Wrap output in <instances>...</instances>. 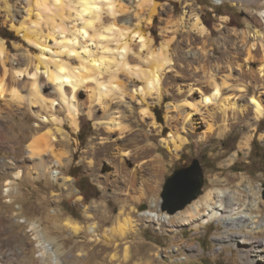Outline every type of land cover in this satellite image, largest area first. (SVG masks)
I'll return each instance as SVG.
<instances>
[{"label":"rangeland","instance_id":"1","mask_svg":"<svg viewBox=\"0 0 264 264\" xmlns=\"http://www.w3.org/2000/svg\"><path fill=\"white\" fill-rule=\"evenodd\" d=\"M96 1L93 2V13L90 15L79 13L81 0H0V25L15 36L9 42L0 37V43L6 52V56L0 57V65L2 61L8 69L19 71L29 68L39 58L43 63L38 74L43 75L46 65L49 69H54L55 64L61 62L96 67L103 63L98 67L101 71V75L97 76L99 79L104 80V77L107 79L114 75L124 86H136L134 95L139 99L120 114L114 115L115 125L121 121L132 129L131 132L140 130L142 134L148 135L146 141L142 140V144L154 148V155L164 169L161 182L158 190L141 202L125 200L119 190L97 182L96 173H91L82 160L90 142L97 138L96 118H90L85 112H77V126L69 124L68 105L56 101L54 110H58L60 121L49 123L47 118L50 111L47 110L40 112L38 121L32 113L37 110V105L32 107V112H25L22 108L20 111L15 110V113H8L7 110L1 111L7 97L0 98V132H4V137L0 139V164L4 162L0 166L1 264H52L49 256L42 257V251L36 246L34 226L38 227L61 264H264V259L256 260L247 253L252 240L264 241V231L253 235V239L246 234L248 228L239 227V221L226 225L224 220L217 218L203 224V214L206 212L204 207L200 208L198 216L192 221L185 220L192 211L190 207L205 202L207 193L211 191L223 193V199L231 200L234 204L232 209L237 210L231 211L230 217H238L244 212L249 216H258V222L263 220L264 115L257 122L256 130L248 142L238 127L229 128L220 135L212 133L205 139H199L192 132L185 131L181 133L184 141L179 143L180 147L176 150L173 147L168 149L163 142L168 139L170 130L164 124L167 108L174 101L173 96L164 92L162 101L150 108L157 127H163L160 134H155L151 127L152 119L141 113L140 96L144 82L135 75L126 76L115 65V59L119 60L117 55L122 52L120 47L123 45L130 48L129 56H135L139 50L137 44L143 42L140 37L142 35L146 41L150 39L153 46L149 54L147 42L140 49L144 59L151 64L149 67L152 64L158 65L161 60L159 56L162 55L159 49L163 44L167 46L166 53L172 62L170 65L174 67L169 72L167 69V74L182 76L181 71L176 69H185L184 58L188 44L198 52L197 47L201 46L203 40V36L194 27L197 18L209 34L207 47L211 66H222L226 60L219 43L227 40L228 36L236 38L238 31L242 30H249L251 35L259 31L264 36V26L259 27L249 22L250 15L258 14L264 7V0L256 4L249 0H146L147 3L145 0H113V8L107 5L109 0ZM219 1L220 4H214ZM150 2L156 6L152 16L149 11ZM180 19V29L173 33L174 25ZM87 22L90 24L84 27ZM84 30L86 33L80 35ZM73 32H77L74 43L70 41ZM65 40L70 43L66 45ZM73 46L78 55L69 52ZM94 60H98L96 64L92 63ZM112 60L116 61L115 64ZM228 60L234 69L240 64V61ZM13 62L19 63L13 65ZM177 63H181L182 67L177 68ZM238 73L236 70L231 74L232 80L224 91H228L225 97H229V100H232L230 97L239 100L231 94V90L235 91V85H243V80L236 79ZM18 78V88L26 100V78L29 76L19 75ZM131 79L138 83L132 84ZM242 90V93H246L244 88ZM252 90L250 87V91ZM87 91L90 93L86 87L80 89V103L88 96ZM126 94V100L129 101L128 93ZM250 96L251 94L247 97L250 106L248 114L253 115L254 101ZM130 109H133L134 114L129 112ZM102 112L103 107L97 112V117ZM194 114L198 118L200 131H205L207 125L198 113ZM42 119H47L48 122H42ZM59 128L60 132L55 131L58 141L53 147L55 153L64 157V161L61 165L49 164V171L38 176L40 165L37 166L38 159L31 156L28 146L33 145L36 150H40L41 139L46 132ZM119 133L116 129V135ZM81 138L83 143L80 142ZM254 140L257 142L255 147L252 146ZM240 142L247 144L239 147ZM46 157L49 158V154ZM194 159L200 161L203 169L202 195L175 215L162 212L161 193L165 180L174 170L189 166ZM13 164L16 166L13 167ZM17 165L24 176L14 179ZM105 167L109 166L104 164ZM152 205L154 207L151 208ZM148 211L167 216V222H157L142 215ZM90 214L94 216L92 219L87 218ZM118 217L121 222L123 219L129 220L133 229L123 239L113 242L108 239L106 242L103 236L111 239L109 230L116 224ZM52 220L57 226L53 225ZM67 220L77 222L84 231L74 235L72 230L64 226ZM93 224L98 227V231L93 234V239L101 241L98 247L92 235L90 237L86 232V227ZM231 236H235L234 239L229 238ZM106 243L114 246L118 244L119 247L115 251ZM261 249V255H264V245ZM113 254L117 257L115 261L111 259Z\"/></svg>","mask_w":264,"mask_h":264},{"label":"bare ground","instance_id":"2","mask_svg":"<svg viewBox=\"0 0 264 264\" xmlns=\"http://www.w3.org/2000/svg\"><path fill=\"white\" fill-rule=\"evenodd\" d=\"M94 1L81 0V10L79 13H89L91 15L93 13ZM109 1L110 3L107 5H110V7L113 8V0ZM261 1L262 0H249V2L254 4L260 3ZM150 4L149 11L152 16L156 10V6L151 2ZM148 21L150 22L151 19ZM249 22H252L259 27L264 26V7L259 10L258 14L252 13ZM181 23L182 19H180L178 23H175V29L172 30L173 33L180 29L179 26H181ZM89 24L90 23L87 22L84 27ZM194 27L198 30V33L203 36V40H201V46L197 47L198 52L196 51L197 49H193V46L190 43L188 44L187 54L184 58V61L186 60L184 63L185 69L181 70L175 68L176 70L181 71L182 76L167 74V72L174 70V67L170 65L172 62L167 56L168 53H166L167 46H164L163 44L159 49L162 51V55L159 56L161 60L157 63L158 65L153 66L152 64V67H149L150 63L144 59L140 49L143 48L147 42V52L149 54L152 45L149 41L150 39L146 41L142 35H140V37L143 42L137 44L139 50L135 53V56H129L128 54L131 51L130 48H128L127 45H123L120 47L122 52L117 55L119 60L115 59L117 63L115 64L116 61H112L119 67V70L121 69L125 72L126 76L135 75L138 78L140 77L144 82V85L142 86V96H140L142 107L141 113L152 119L151 127L155 134H160L163 127H157L152 118L150 108L153 104L162 101L164 98V92H169V95L173 96L174 101L168 106L165 116L164 125L170 130L168 139L163 142V145H165L166 148L169 149L173 147L174 150L178 149L180 147L179 143L184 141L181 137V133H184L185 131L192 132V134L196 135L199 139H205L212 133L217 135H220L221 133L223 134L224 131L232 127H238L241 129L248 142V140H251L250 138H252L256 130L258 125L257 122L264 115V93H262V91L264 92V36H261L258 33L259 31H255L254 34L251 35L249 30L238 31V35L235 36L236 38L228 36L227 40L224 39L219 43L226 61L222 66H214L216 68H213L210 64L208 54L209 48L207 47L209 41V37L207 36L209 35L208 31L205 27L200 25L197 18L194 21ZM163 31L166 32V30ZM75 33L73 32L72 38L70 37L72 43H74L77 38ZM85 33L86 31L84 30V32H80L79 34L82 35ZM26 37L30 40L27 35ZM70 41L65 40L66 45L70 43ZM69 52L77 54L74 46L69 49ZM1 56H6L2 43H0V57ZM228 58L240 61V64L234 69V66L228 63ZM97 61L98 60H94L92 63L96 64ZM188 62H190V64H188ZM18 63L19 62H13L12 64L17 65ZM42 63L43 62L37 58L35 62L29 65V68L15 71V69H8L1 61L0 98L7 97L1 107V111L7 110L8 113H15V110L20 111L23 108L25 112H32V107L37 105V110L32 112L34 117L40 121V112L47 110V112L50 111L47 118L49 123H55L60 121L57 115L58 110H54L55 102L59 101L68 105L70 116H68L70 118L69 124L71 123L75 126H77V112H85L90 118L97 119L96 127L98 128V134L97 138L91 141L87 150L84 151L82 160L88 168H90L91 173H96L97 182L102 186L109 185L119 190L125 200H132L135 203L141 202L146 196L156 192L161 182L164 169L160 164V160L154 155V148H152L151 145L142 144V140L146 141L148 135L142 134L140 130L131 132L132 129L121 121L115 125L114 115L120 114L133 101L139 99V97L134 95V92H136V86L128 88L126 87L127 85L124 86L122 81L117 79L114 75L107 79L104 77V80L99 79L97 76L101 75V71H99L98 67L103 65V63H99L100 65L96 67L89 66L90 64L74 65L73 63L61 62L55 64L54 69H49L48 65H46L44 68V74L39 75L38 71ZM177 64V68L182 67L181 63ZM167 69L169 70L166 72ZM236 70L239 71V73L238 76L236 75L237 77H235L236 79L243 80L241 83V85H243L241 87L235 85V91L231 90L233 92L231 93L233 97L239 99L233 100V98L230 97V99L233 100L232 101L229 100V97H225L228 91H224L228 89L226 86L229 81L232 80L230 79L231 74ZM19 75L29 76V78H26L28 81V98L26 100H24V97L18 88L20 82L18 78ZM131 83L135 85L138 82L137 80L131 79ZM230 85V87H232L231 83ZM82 87H86L87 90H90V93L87 91L88 96L80 103L79 96ZM250 87L253 88L252 91H250ZM243 88L246 93H242L243 90L241 91V89ZM257 90L262 91L259 92ZM126 92L128 93L129 101L126 100ZM250 94V97L254 101L255 110L253 111V115L248 114L250 106L248 105L249 100L247 97ZM102 107L103 114L97 117V112L100 108L102 109ZM129 112L134 114L133 109H130ZM194 113H198L202 121L207 125L205 131H200L199 123L197 121L198 118L195 117ZM47 119H42V122H48ZM36 127L38 128L40 126L37 125ZM116 129L120 132L118 135H116ZM55 131L60 132L61 130L59 128L57 130L46 132V135L41 139L42 145H40V150H36L33 145L28 146L31 156L38 159L37 162L35 160L37 166L40 165V173H37L38 176L46 174V172L49 171V164L53 163L55 165H61L64 161L62 155L54 152L53 145L58 141ZM3 137L4 132L2 131L0 132V139ZM243 144L246 145L247 143L240 142L239 147H242L241 145ZM46 154H49V158L46 157ZM104 164H107L109 167L104 168ZM3 165L4 162H1L0 166ZM14 166H16V164H13V167ZM15 168L17 169L14 173V179H19L24 176V173L19 166ZM12 170L14 172V169ZM223 197L224 195L221 192L211 191L207 193L205 202L190 207L192 211L187 215L185 220L192 221L198 216L200 208L204 207L206 212L203 214L205 217L203 219V224L207 223L209 220L217 218L224 220L226 225L239 221V227L248 228L246 234L252 238L253 235L264 231V218L258 222L260 220L258 216H249L248 213L244 212L238 217H230L231 211L237 209H232L234 204L231 200H225ZM152 207H154V205H152L151 208ZM142 215L151 218L154 221L163 223H166L168 219L167 216H160L154 211L144 212ZM120 216H122V214ZM93 217L94 216L91 214L87 216L88 219H92ZM49 221L50 219L48 222ZM54 222L55 221H53V223ZM53 225L57 226L55 223ZM64 226L72 230L74 235H78L80 232L84 231L80 224L77 222L74 223L70 220H67ZM97 228L98 227L95 224L86 227V232L89 236L92 235V239L95 231H98ZM132 229L133 226L129 220L123 219L121 222L120 217H118L116 218V224L109 230L111 239L106 238V236L103 237L104 240H107L106 242H108V239L112 240V242L113 240L117 241V239H123L126 233ZM33 232L35 233L34 240L37 242L36 246L39 248V251H42V257L49 256L52 264H61L60 259L46 242L37 226L33 227ZM236 236H239V234ZM234 237L235 236H231L229 238L234 239ZM240 237L243 238V235L240 234ZM93 241L96 246L101 242L98 238L93 239ZM106 244L108 247H112L115 251H117L119 247L118 244L115 246L111 243ZM263 245L264 241L262 240H252L250 246L247 247V253L251 258L263 260L264 255H261V248ZM126 253L127 249L125 248V258ZM111 259L115 261L117 259L116 254L111 255Z\"/></svg>","mask_w":264,"mask_h":264},{"label":"water","instance_id":"3","mask_svg":"<svg viewBox=\"0 0 264 264\" xmlns=\"http://www.w3.org/2000/svg\"><path fill=\"white\" fill-rule=\"evenodd\" d=\"M203 169L198 159L187 167L179 168L165 180L161 193V210L175 215L202 195Z\"/></svg>","mask_w":264,"mask_h":264},{"label":"trees","instance_id":"4","mask_svg":"<svg viewBox=\"0 0 264 264\" xmlns=\"http://www.w3.org/2000/svg\"><path fill=\"white\" fill-rule=\"evenodd\" d=\"M0 37L3 38V39H5V40H7L8 42L15 39V36H14L13 32L7 30L6 28H3L1 25H0ZM156 117H157V115H156ZM157 119L159 121V118L158 117H157ZM80 133H81V131H80ZM80 142L83 143V139L82 138L80 139ZM255 142H256V140H254L252 142V146L253 147H255L254 146L255 145Z\"/></svg>","mask_w":264,"mask_h":264},{"label":"built area","instance_id":"5","mask_svg":"<svg viewBox=\"0 0 264 264\" xmlns=\"http://www.w3.org/2000/svg\"><path fill=\"white\" fill-rule=\"evenodd\" d=\"M220 2H221V1H219V2H217V3H214V4L217 5V4H220Z\"/></svg>","mask_w":264,"mask_h":264}]
</instances>
